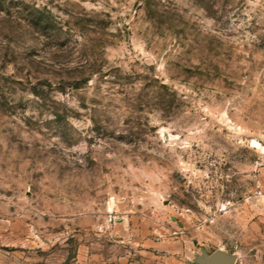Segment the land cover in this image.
<instances>
[{
    "label": "rangeland",
    "instance_id": "374dc122",
    "mask_svg": "<svg viewBox=\"0 0 264 264\" xmlns=\"http://www.w3.org/2000/svg\"><path fill=\"white\" fill-rule=\"evenodd\" d=\"M264 0H0V264H264Z\"/></svg>",
    "mask_w": 264,
    "mask_h": 264
},
{
    "label": "built area",
    "instance_id": "2783aa9c",
    "mask_svg": "<svg viewBox=\"0 0 264 264\" xmlns=\"http://www.w3.org/2000/svg\"><path fill=\"white\" fill-rule=\"evenodd\" d=\"M256 195L261 197L263 199V201H264V188L259 187L258 189H256Z\"/></svg>",
    "mask_w": 264,
    "mask_h": 264
}]
</instances>
